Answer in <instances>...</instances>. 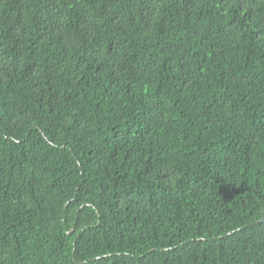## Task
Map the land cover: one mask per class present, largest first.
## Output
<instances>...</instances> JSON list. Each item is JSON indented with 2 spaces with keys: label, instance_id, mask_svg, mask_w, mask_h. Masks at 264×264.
<instances>
[{
  "label": "trees",
  "instance_id": "obj_1",
  "mask_svg": "<svg viewBox=\"0 0 264 264\" xmlns=\"http://www.w3.org/2000/svg\"><path fill=\"white\" fill-rule=\"evenodd\" d=\"M0 264H264V0H0Z\"/></svg>",
  "mask_w": 264,
  "mask_h": 264
}]
</instances>
